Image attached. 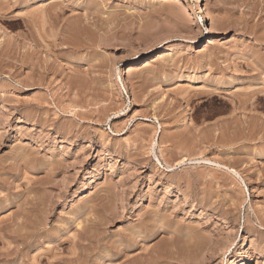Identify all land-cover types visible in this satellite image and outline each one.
Here are the masks:
<instances>
[{"label": "rangeland", "instance_id": "obj_1", "mask_svg": "<svg viewBox=\"0 0 264 264\" xmlns=\"http://www.w3.org/2000/svg\"><path fill=\"white\" fill-rule=\"evenodd\" d=\"M0 264H264V0H0Z\"/></svg>", "mask_w": 264, "mask_h": 264}, {"label": "bare ground", "instance_id": "obj_2", "mask_svg": "<svg viewBox=\"0 0 264 264\" xmlns=\"http://www.w3.org/2000/svg\"><path fill=\"white\" fill-rule=\"evenodd\" d=\"M197 1V0H196ZM198 11H200V9L198 8ZM211 32H208L207 38H210L212 35L210 34ZM242 102V101H241ZM245 104V103H244ZM106 154V153H105ZM109 156V155H108ZM79 226V225H78Z\"/></svg>", "mask_w": 264, "mask_h": 264}]
</instances>
